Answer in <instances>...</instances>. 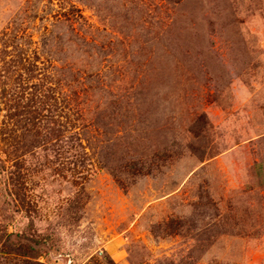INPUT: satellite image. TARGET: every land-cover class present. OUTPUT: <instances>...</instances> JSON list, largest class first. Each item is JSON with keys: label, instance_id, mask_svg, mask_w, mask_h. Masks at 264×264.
<instances>
[{"label": "rangeland", "instance_id": "obj_1", "mask_svg": "<svg viewBox=\"0 0 264 264\" xmlns=\"http://www.w3.org/2000/svg\"><path fill=\"white\" fill-rule=\"evenodd\" d=\"M0 264H264V0H0Z\"/></svg>", "mask_w": 264, "mask_h": 264}]
</instances>
